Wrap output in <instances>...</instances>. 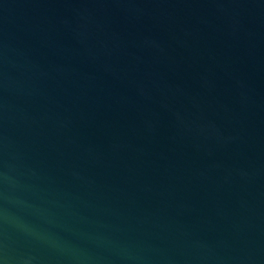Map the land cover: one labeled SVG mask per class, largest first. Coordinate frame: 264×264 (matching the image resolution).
Segmentation results:
<instances>
[{"label":"water","instance_id":"95a60500","mask_svg":"<svg viewBox=\"0 0 264 264\" xmlns=\"http://www.w3.org/2000/svg\"><path fill=\"white\" fill-rule=\"evenodd\" d=\"M0 264H264V0H0Z\"/></svg>","mask_w":264,"mask_h":264}]
</instances>
